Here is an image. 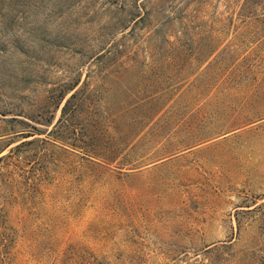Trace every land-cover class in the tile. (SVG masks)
<instances>
[{"label":"rangeland","instance_id":"rangeland-1","mask_svg":"<svg viewBox=\"0 0 264 264\" xmlns=\"http://www.w3.org/2000/svg\"><path fill=\"white\" fill-rule=\"evenodd\" d=\"M0 264H264V0H0Z\"/></svg>","mask_w":264,"mask_h":264}]
</instances>
